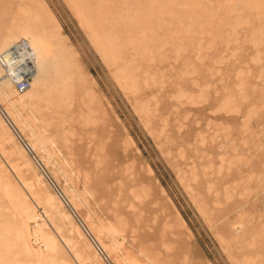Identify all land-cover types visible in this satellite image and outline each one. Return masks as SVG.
<instances>
[{
  "label": "rangeland",
  "instance_id": "374dc122",
  "mask_svg": "<svg viewBox=\"0 0 264 264\" xmlns=\"http://www.w3.org/2000/svg\"><path fill=\"white\" fill-rule=\"evenodd\" d=\"M0 264H264V0H0Z\"/></svg>",
  "mask_w": 264,
  "mask_h": 264
},
{
  "label": "built area",
  "instance_id": "2783aa9c",
  "mask_svg": "<svg viewBox=\"0 0 264 264\" xmlns=\"http://www.w3.org/2000/svg\"><path fill=\"white\" fill-rule=\"evenodd\" d=\"M0 64L17 92L23 93L31 87L36 70V54L28 40L22 38L5 50L0 55Z\"/></svg>",
  "mask_w": 264,
  "mask_h": 264
},
{
  "label": "bare ground",
  "instance_id": "6f19581e",
  "mask_svg": "<svg viewBox=\"0 0 264 264\" xmlns=\"http://www.w3.org/2000/svg\"><path fill=\"white\" fill-rule=\"evenodd\" d=\"M20 39H22V38H20ZM19 39V40H20ZM26 39V38H25ZM18 40V41H19ZM26 40H28V39H26ZM29 42H30V44H31V46L33 47V49H34V52H35V54H36V70H35V74H34V77H33V80H32V85H31V87H30V89L32 88V86H33V83H34V79H35V77H36V73H37V69H38V57H39V52H40V50H39V47H38V45L36 44V43H34V42H32V41H30V40H28ZM15 44V43H14ZM7 50V49H6ZM4 53V51L2 52V53H0V55H2ZM0 68L2 69V71H3V75L9 80V81H11V83L13 82L8 76H6L7 74H5L4 72V69H3V67L1 66V64H0ZM30 89H28L27 91H25V92H23L22 94H24V93H27ZM16 90V89H15Z\"/></svg>",
  "mask_w": 264,
  "mask_h": 264
}]
</instances>
